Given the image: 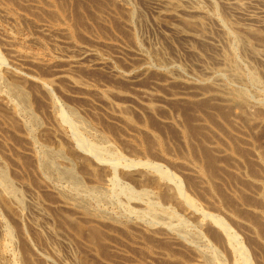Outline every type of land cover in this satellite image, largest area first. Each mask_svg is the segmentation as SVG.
Listing matches in <instances>:
<instances>
[{"label":"rangeland","instance_id":"374dc122","mask_svg":"<svg viewBox=\"0 0 264 264\" xmlns=\"http://www.w3.org/2000/svg\"><path fill=\"white\" fill-rule=\"evenodd\" d=\"M175 1L0 0V264H264V0Z\"/></svg>","mask_w":264,"mask_h":264},{"label":"bare ground","instance_id":"6f19581e","mask_svg":"<svg viewBox=\"0 0 264 264\" xmlns=\"http://www.w3.org/2000/svg\"><path fill=\"white\" fill-rule=\"evenodd\" d=\"M180 1H181V0H180ZM211 1H212V0H211ZM152 2H153V3H151V4L156 5L157 8L159 9V13H160V14H164V15H165L167 12H169V11H174V12H180V11H181V12H182V9L185 7V6H184V7L182 8V5L180 4V2L175 1V0H152ZM183 2H184V1H183ZM114 3H115V2H114ZM185 3H187V2H185ZM183 4H184V3H183ZM189 4H190V3H189ZM231 4H234V5H235V7H236V9H237V13L239 12L240 14H245V12H244V8H243V5H242V4H244V3L240 4L239 2H233V3H231ZM245 4H247V3H245ZM185 5H187V4H185ZM191 5H193V4L191 3ZM234 5H233V6H234ZM229 7H230V6H229ZM246 7H247V6H246ZM188 8H191V7H188ZM231 8H232V7H231ZM251 8H252V7H251ZM57 9H58V8H57ZM130 9H131V8H130ZM199 9H200V8H199ZM127 11H130V10H129V7L127 8ZM134 11H136V10H134ZM197 11H198V10H197ZM57 12H58V11H57ZM131 12H133V9H132V11H130V13H131ZM189 12H190V15H191V14H194V15H195V14H198V13H199V12H198V13H195L196 11H194L193 8L190 9ZM200 12H201V11H200ZM133 13H134V12H133ZM133 13H132V14H133ZM135 13H136V12H135ZM257 13H260V14H262V15L264 16V9L261 10L260 12L257 11ZM60 14H62V13H60ZM126 14H127V13H126ZM172 14H173V13H172ZM201 14H203V12H202ZM201 14L199 13V15H201ZM254 14H255V13H254ZM167 15H168V14H167ZM173 15H174V14H173ZM187 15H188V14H187ZM187 15H186L185 17H187ZM203 15H204V14H203ZM245 15H248L249 17L254 18V16H253L252 14H247V13H246ZM257 15H259V14H257ZM132 16H133V15H132ZM135 16H136V15H135ZM168 16H169V15H168ZM170 16H171V15H170ZM181 16H182V15H181ZM181 16H180V17H181ZM204 16H205V15H204ZM130 17H131V16H130ZM133 17H134V16H133ZM133 17H131V18H133ZM185 17H184V18H185ZM195 17H196V15H195ZM197 17H198V16H197ZM208 17H210V15H209ZM255 17H256V16H255ZM125 18H126V17H125ZM127 18H128V19H127L128 21H131V18H130V20H129V17H127ZM163 18H164V17H162V19H163ZM187 18H188V17H187ZM215 18H216V17H215ZM251 18H250V19H251ZM100 19H102V18H100ZM189 19H191V18L189 17ZM199 19H200V18H199ZM207 19H208V18H207ZM216 19H217V18H216ZM216 19H215V20H216ZM258 19H259V18H258ZM180 20H182V19H180ZM185 20H186V19H185ZM196 20H198V19H196ZM196 20H195V21H196ZM205 20H206V19H205ZM208 20H210V18H209ZM212 20H213V19H212ZM212 20H211V21H212ZM251 20H252V19H251ZM132 21H134V20L132 19ZM169 21H170V20H169ZM169 21H168V22H169ZM183 21H184V20H183ZM189 21H190V20H189ZM192 21H193V20H192ZM198 21H199V20H198ZM171 22H172V21H171ZM190 22H191V21H190ZM203 22H204V21H203ZM262 22H263V20H262ZM162 23H163V22H162ZM184 23H185V21H184ZM184 23H183V24H184ZM200 23H202V22H200ZM200 23H199V24H200ZM204 23H205V22H204ZM132 24H133V23H132ZM168 24H169V23H168ZM173 24H174V23H173ZM186 24H188V23H186ZM189 24H190V23H189ZM189 24H188V27H189ZM195 24H196V22H195ZM179 25H180V24H179ZM192 25H194V24H192ZM196 25H197V24H196ZM167 26H168V25H167ZM171 26H173V25L171 24ZM200 26H201V25H200ZM203 26H204V25H203ZM245 26H246V25H245ZM129 27H130V26H129ZM175 27H176V26H175ZM175 27H173L174 30H175ZM201 27H202V26H201ZM49 28H50V27H49ZM176 28H177V27H176ZM202 28H203V27H202ZM247 28H248V25H247ZM250 28H251V27H250ZM47 29H48V28H47ZM68 29H69V27H68ZM171 29H172V28H171ZM180 29H182V28L180 27ZM195 29H196V28H195ZM204 29H205V28H204ZM56 30H58V29H56ZM172 30H173V29H172ZM174 30H173V31H174ZM176 30H177V29H176ZM224 30H225V29H224ZM247 30H248V29H247ZM63 31H64V30H63ZM181 31H182V30H181ZM183 31H185V30H183ZM51 32H52V31H51ZM57 32H58V31H57ZM176 32H177V31H176ZM52 33H54V32H52ZM133 33H134V32H133ZM177 33H178V32H177ZM190 35H192V34H190ZM182 36H183V35H182ZM127 37H128V36H127ZM129 37H130V36H129ZM129 37H128V38H129ZM132 38H133V37H132ZM137 41H138V39H137ZM245 41H246V40H245ZM249 42H250V41H249ZM246 44H247V42H246ZM135 46L137 47V45H135ZM138 46H139V45H138ZM246 46H248V44H247ZM248 47H249V46H248ZM248 47H247V48H248ZM89 48H90V47H89ZM252 48H253V47H252ZM81 49H83V48H81ZM136 49H137V48H136ZM249 49H250V48H249ZM263 49H264V47H263ZM90 50H91V49H90ZM80 51H81V50H80ZM95 51H96V50H95ZM252 51H253V49H252ZM256 51L258 52L257 49H256ZM89 52H90L89 50H85V51L82 52V54H81V53H80V54H81L82 58H84L85 56H87V55L89 54ZM260 52H261V51L259 50L258 53H260ZM137 53H139V52H137ZM262 53H263V52H262ZM141 54H142V53H141ZM141 54H140V55H141ZM144 54H145V53H144ZM155 54H156V53H155ZM77 55H78V54H77ZM77 55H73V56H77ZM136 55H137V54H136ZM142 55H143V54H142ZM156 55H157V54H156ZM254 55H255V53H254ZM23 56H25V55L22 54L21 57H23ZM26 56H27V55H26ZM92 56H93V55H92ZM154 56H155V55H153V57H154ZM161 56H163V55H161ZM222 56H223V55H222ZM258 56H259V54H258ZM263 56H264V55H263ZM263 56H262V57H263ZM27 57H29V56H27ZM97 57H98V56H97ZM259 57H260V56H259ZM25 58H26V57H25ZM30 58H31V56H30ZM91 58H92V57H91ZM146 58H147V57H146ZM159 58H160V56H159ZM226 58H227V57H226ZM228 58H229V57H228ZM0 59H1V56H0ZM2 59H3V57H2ZM84 59H86V58H84ZM92 59H96V58H92ZM98 59L100 60V59H102V58H97V60H98ZM157 59H158V58H157ZM157 59H156V60H157ZM3 60H4V59H3ZM69 60H70V59H69ZM137 60H138V59H137ZM141 60H142V59H141ZM231 60H232V59H231ZM81 61H82V60H81ZM134 61H135V60H134ZM145 61H146V60H145ZM147 61H148L147 63L150 62V60H147ZM151 61H152V59H151ZM69 62H70V61H69ZM73 62H74V60H73ZM95 62H96V61H95ZM135 62L137 63V65L139 64L137 61H135ZM135 62H134V63H135ZM156 62H157V61H156ZM237 62H238V61H237ZM2 63H3V62H1V64H2ZM140 63H141V61H140ZM142 63H143V62H142ZM144 63H145V62H144ZM158 63H160V62L158 61ZM173 63H174V62H173ZM173 63H172V65H173ZM228 63H229V62H228ZM3 64H4V63H3ZM70 64H71V63H70ZM156 64H157V63H156ZM162 64H163V62H162ZM162 64H161V65H162ZM229 64H230V63H229ZM235 64H236V62H235ZM237 64H238V63H237ZM96 65H98V64L96 63ZM134 65H136V64H134ZM150 65H151V64H150ZM166 65H167V64H166ZM166 65H165V66H166ZM172 65H171V66H172ZM220 65H221V64H220ZM233 65H234V64H233ZM3 66H4V65H3ZM169 66H170V64H169ZM222 66H223V65H222ZM232 67H233V66H232ZM132 68H133V67H132ZM135 68H136V67H135ZM143 68H144V67H143ZM148 68H149V67H148ZM156 68H158V66H157ZM160 68H161V67H160ZM162 68H163V67H162ZM169 68H170V67H169ZM171 68H172V67H171ZM234 68H235V66H234ZM236 68H237V67H236ZM13 69H14V68H13ZM70 69H71V68H70ZM138 69H140V68H138ZM145 69H146V68H145ZM152 69H153V68H152ZM176 69H177V67H176ZM223 69H224V68H223ZM11 70H12V69H11ZM16 70H17V68H16ZM19 70H20V69H18V71H19ZM113 70H114V69H113ZM142 70H143V69H142ZM150 70H151V69H149V72H150ZM159 70H160V69H159ZM216 70H217V69H216ZM18 71H17V72H18ZM114 71H115V70H114ZM145 71H146V70H145ZM145 71H144V72H145ZM177 71H178V70H177ZM177 71H176V72H177ZM180 71H181V70H180ZM206 71H207V70H206ZM220 71H221V70H220ZM7 72H8V71H7ZM126 72H127V71H126ZM144 72H143V74H144ZM176 72H175V73H176ZM213 72H214V71H213ZM223 72H224L223 74H225V71H223ZM8 73H9V72H8ZM10 73H11V72H10ZM18 73H19V72H18ZM21 73H22V72H21ZM118 73H119V72H118ZM177 73H179V72H177ZM11 74H12V73H11ZM208 74H209V73H208ZM212 74H213V73H212ZM218 74H220V73H218ZM230 74H231V73H230ZM230 74H229V75H230ZM244 74H246V73H244ZM12 75H13V74H12ZM12 75H11V76H12ZM14 75H15V74H14ZM14 75H13V76H14ZM117 75H118V74H117ZM135 75H136V74H135ZM165 75H166V74H165ZM180 75H181V74H180ZM210 75H211V73H210ZM216 75H217V74H216ZM166 76H167V75H166ZM15 77H16V76H15ZM62 77H64V76H62ZM72 77H73V76H72ZM168 77H169V76H168ZM182 77H183V75H182ZM194 77H195V76H194ZM206 77H207V76H206ZM216 77H218V76H216ZM219 77H220V76H219ZM234 77H235V76H234ZM65 78H68V77L66 76ZM186 78H188V76H187ZM186 78H185V79H186ZM190 78H191V77H190ZM188 79H189V78H188ZM191 79H192V78H191ZM191 79H190V80H191ZM194 79H195V78H194ZM197 79H198V78H197ZM43 80H44V79H43ZM43 80H42V81H43ZM45 80H46V79H45ZM68 80H71V79H68ZM195 80H196V79H195ZM202 80H203V79H202ZM214 80H215V79H214ZM217 80H218V78H217ZM233 80H234V79H233ZM19 81H21V80H19ZM42 81H41V82H42ZM46 81H47V80H46ZM46 81H45V83H46ZM77 81H78V80H77ZM191 81H192V80H191ZM198 81H199V80H198ZM208 81H209V80H208ZM212 81H213V80H212ZM226 81H227V80H226ZM228 81H229V79H228ZM231 81H232V80H231ZM78 82H79V81H78ZM171 82H172V81H171ZM201 82H202V81H201ZM217 82H219V81H217ZM239 82H240V81H239ZM244 82H245V81H244ZM253 82H254V81H253ZM9 83H11V82H9ZM45 83H44V84H45ZM50 83H51V82H50ZM169 83H170V82H169ZM224 83H225V82H224ZM224 83H222L221 81L219 82V84H223V86L225 85ZM237 83H238V82H237ZM255 83H256V82H255ZM12 84H13V82H12ZM40 84H41V83H40ZM46 84H48V82H47ZM46 84H45V85H46ZM51 84H52V83H51ZM182 84H183V83H182ZM184 84H185V83H184ZM184 84H183V85H184ZM198 84H199V83H198ZM232 84H233V83H232ZM248 84H249V83H248ZM13 85H14L13 87H15V89H17V88H21V87H22L21 90L23 89V86H21V85L18 84L17 82H14ZM41 85H43V84H41ZM190 85H191V84H190ZM206 85H207V84H206ZM235 85H236V84H235ZM235 85H234V86H235ZM237 85H238V84H237ZM20 86H21V87H20ZM46 86H47V85H46ZM185 86H186V85H185ZM191 86H193V84H192ZM191 86H190V87H191ZM198 86H199V85H198ZM47 87H48V86H47ZM81 87H82V86H81ZM187 87H188V86H187ZM187 87H186V89H187ZM210 87H212V85H211ZM217 87H218V88H217ZM217 87H216L215 89H214L213 87H212V88L214 89V92H218V93H219V91H220V89H219L220 86H217ZM11 88H12V87H11ZM45 88H46V87H45ZM191 88H192V87H191ZM193 88H194V87H193ZM221 88H222V87H221ZM240 88H241V87H240ZM15 89L12 88V92H13V93H14ZM195 89H196V88H195ZM206 89H207V88H206ZM222 89H223V88H222ZM226 89H227V88H226ZM10 90H11V89H10ZM21 90H20V89H19V90H16V91L19 92L20 95H21V96H20L19 93H18V96H20L19 99L22 98V100L25 99V100H23V101H26L28 98H27L26 96H25V97H26L27 99H26V98H23L24 95H23V93H21ZM107 90H108V89H106V91H107ZM204 90H205V89H204ZM232 90H233V89H232ZM234 90H235V89H234ZM243 90H244V89H243ZM16 91H15V92H16ZM237 91H239V89H238ZM174 92H176V91H174ZM225 92H226V91H225ZM227 92H228V91H227ZM245 92H246V91H245ZM26 93H27V92H26ZM229 93H230V92H229ZM14 94H15V93H14ZM27 94H28V93H27ZM99 94H100V93H99ZM170 94H171V93H170ZM175 94H176V93H175ZM219 94H220V93H219ZM235 94H236V93H235ZM242 94H244V93H242ZM28 95H30V94H28ZM103 95H104V94H103ZM206 95H207V94H206ZM214 96H215V95H214ZM228 96H229V94H228ZM231 96H232V95H231ZM51 97H52V96H51ZM161 97H163V96H161ZM211 97H212V96H211ZM0 98H1V97H0ZM164 98H165V97H164ZM215 98L219 99V97H216V96H215ZM29 99H31V98H29ZM29 99H28V100H29ZM224 99H226V98L224 97ZM20 100H21V99H20ZM220 100H221V99H220ZM226 100H228V99H226ZM226 100H225V101H226ZM231 100L234 101V103H236V104H238V105H243V104H245V101H244L243 98H231ZM6 101H7V100H6ZM31 101H32V100H31ZM54 101H55V100H54ZM223 101H224V100H223ZM27 102H28V101H26V103H27ZM259 102H260V101H259ZM259 102H257V103H259ZM261 102H262V101H261ZM263 102H264V101H263ZM12 103H13V102H12ZM6 104H7V103H6ZM27 104H28V103H27ZM7 105H8V104H7ZM29 105H30V104H29ZM31 105H32V104H31ZM234 105H235V104H234ZM234 105H231L230 107H231V108L233 107V109H235V108H234ZM247 105H248V104H247ZM253 105H254V104H253ZM14 106H16V105H14ZM14 106L11 105V107H12L11 110L14 109V108H13ZM227 106H228V105H227ZM235 106H236V105H235ZM256 106H257V105H256ZM55 107H56V106H55ZM146 107H148V106H146ZM237 107H238V106H237ZM240 107H242V106H240ZM29 108H30V107H29ZM249 108H252V107L249 106ZM249 108H246L245 110L247 111V110H249ZM261 108H262V107H261ZM31 109H32V108H31ZM238 109H239V108H238ZM238 109H237V110H238ZM241 109H243V108H241ZM217 110H218V109H217ZM17 111H18V110H17ZM20 111H21V110H20ZM63 111H64V110L62 109V112H61V113H63V115H64V114L66 115V113H64ZM70 111H71V110H70ZM75 111H76V110H75ZM220 111H221V110H219V113H222V111H221V112H220ZM224 111H225V110H224ZM229 111H230V110H229ZM233 111H234V110H233ZM239 111H240V112H238V113H239V115H240L241 110H239ZM246 111H245V113H246ZM71 112H72V111H71ZM242 112H244V110H243ZM17 113H19V112H17ZM61 113H60V115H58V116H62ZM248 113H249V111H247L246 114H248ZM74 114H76V113H74ZM263 114H264V113H262L261 115H263ZM67 115H68V114H67ZM70 115H71V114H70ZM72 115H73V112H72ZM127 115H128V114H127ZM221 115H222V114H221ZM234 115H235V114H234ZM251 115H252V114H251ZM214 116H215V115H214ZM235 116H237V115H235ZM244 116H245V115H244ZM248 116H249V115H248ZM252 116H254V115H252ZM34 117H35V116H34ZM67 117H68V116H67ZM67 117H66V119H64L63 116H62L61 118H62V120L64 119L65 122H68V121H67ZM69 117H70V116H69ZM74 117H75V116H74ZM131 117H132V116H131ZM249 117H250V116H249ZM263 117H264V116H263ZM58 118H59V117H58ZM70 118H71V117H70ZM36 119L38 120V118H36ZM250 119H251V118H250ZM258 119H259V118H258ZM252 120H253V119H252ZM34 121H35V120H34ZM34 121H33V122H34ZM261 121H262V120H261ZM14 122H15V121H14ZM36 122L38 123V121H36ZM15 123H16V122H15ZM15 123H14V124H15ZM34 123H35V122H34ZM63 123H64V122H63ZM63 123H62V124H63ZM74 124H75V123H74ZM64 125H65V124H64ZM64 125H63V126H64ZM69 125H71V124H69ZM69 125H68V126H69ZM26 126H27V124H26ZM72 126H73V124H72ZM16 127H17V125H16ZM18 127H19V126H18ZM70 127H71V126H70ZM19 128H20V127H19ZM27 128H28V127H27ZM29 128H30V127H29ZM75 128H76V127H75ZM47 131H48V130H47ZM49 131H50V130H49ZM76 131H77V130H76ZM74 132H75V131H74ZM46 133H47V132H46ZM51 133H52V132H51ZM72 133H73V132H72ZM76 133H77V132H76ZM73 134H75V133H73ZM73 134H72V135H73ZM78 134H79V131H78ZM72 137H73V136H72ZM75 137H76V135H75ZM78 137L80 138V135H79ZM83 137H84V136H83ZM236 137H237V136H236ZM104 138H105V137H104ZM72 139H73V138H72ZM75 139H76V141H77V138H75ZM80 139H82V138H80ZM82 140H83V139H82ZM73 142H74V141H73ZM89 143H90V142H89ZM91 144H92V143H91ZM86 145H87V144H86ZM92 145L94 146V144H92ZM92 145H91V146H92ZM155 145H156V144H155ZM75 146H76V144H75ZM82 146H83V145H82ZM61 147H63V146H61ZM87 147H88V146H87ZM87 147H86V148H87ZM96 147H97V146H96ZM218 148H219V147H217V149H218ZM221 149H222V148H221ZM221 149H220V150H221ZM59 150H60V149H59ZM59 150L56 151V152H59ZM82 150H83V149H82ZM91 150H93V148H92ZM95 150H96V148H95ZM97 150H98V149H97ZM215 150H216V149H215ZM220 150H219V151H220ZM61 151H62V150H61ZM79 151H81V149H80ZM84 151H85V150H84ZM84 151H83V152H84ZM216 151H217V150H216ZM224 151H225V150H224ZM224 151H223V152H224ZM238 151H239V150H238ZM71 152H72V151H71ZM75 152H76V151H75ZM81 152H82V151H81ZM50 153H51V152H50ZM53 153H54V152H53ZM62 153H64V152H62ZM77 153H78V151H77ZM85 153H86V151H85ZM92 153H93V152H92ZM193 153H194V151H193ZM220 153H221V151H220ZM236 153H237V152H236ZM55 154H57V153H55ZM75 154H76V153H75ZM39 155H40V154H39ZM49 155H50V154H49ZM49 155H48V156H49ZM53 155H54V154H53ZM53 155H52V156H53ZM58 155H59V154H58ZM40 156H41V155H40ZM40 156H39V157H40ZM43 156H44V155H43ZM54 156H55V155H54ZM54 156H53V157H54ZM100 156H101V155H100ZM100 156H98V157H100ZM202 156H203V155H202ZM49 157H51V155H50ZM55 157H56V156H55ZM119 157H120V156H119ZM207 157H208V156H207ZM207 157H206V158H207ZM41 158H42V157H41ZM43 158H44V157H43ZM46 158H47V156H46ZM57 158H58V160H57L56 158H54V159H56L57 161H59V160L61 161V158H60V157L57 156ZM59 158H60V159H59ZM95 158H96V157H95ZM49 159H51V158H49ZM52 159H53V158H52ZM100 159H101V157H100ZM102 159H103V158H102ZM122 159H123V158H122ZM190 159H191V157H190ZM259 159H260V158H259ZM46 160H47V159H46ZM109 160H110V159H108V161L106 160L108 164H110V163H114V162H112V161L110 162ZM111 160H112V159H111ZM114 160H115V159H114ZM116 160H118L117 163H119V159L117 158ZM123 160H124V159H123ZM188 160H189V159H188ZM207 160H209V159L207 158ZM210 160H211V158H210ZM44 161H45V160H44ZM57 161H56V162H57ZM72 161H73V160H72ZM104 161H105V160H104ZM214 161H215V160H214ZM46 162H47V161H46ZM49 162H50V161L48 160V163H49ZM54 162H55V161H54ZM70 162H71V161L67 160L66 163L68 164V163H70ZM102 162H103V161H102ZM102 162H100V163L102 164ZM109 162H110V163H109ZM121 162H122V161H121ZM211 162H212V161H211ZM50 163L52 164L53 162H50ZM57 163H58L57 165H59V163H61V162H57ZM62 163H63V162H62ZM71 163H72V162H71ZM100 163H99V164H100ZM103 163L105 164V162H103ZM107 163H106V165H107ZM126 163H127V162H126ZM126 163H124V164H126ZM44 164H45V163H44ZM67 164H66V165H67ZM121 164H122V163H120V165H121ZM208 164L210 165L211 163H209V161H208ZM52 165H53V164H52ZM54 165H55V163H54ZM60 165H61V164H60ZM62 165L65 166V164H62ZM62 165H61V166H62ZM69 165H70V164H69ZM106 165H105V166H106ZM112 165H115V164H112ZM112 165H111V166H112ZM117 165H118V164H117ZM138 165H140V164H138ZM157 165H158V164H157ZM204 165H205V164H204ZM212 165H213V163H212ZM50 166H51V165H50ZM63 166H62V167H63ZM101 166H102V165H101ZM122 166H123V165H122ZM154 166H155V165H154ZM210 166H211V165H210ZM214 166H215V165H214ZM216 166H217V165H216ZM46 167H47V166H46ZM52 167H53V166H52ZM66 167H69V166H66ZM66 167H63V168H66ZM107 167H108V166H107ZM204 167H205V166H204ZM54 168H55V166H54ZM58 168H59V166H58ZM58 168H57V169H58ZM117 168H118V167H117ZM157 168H158V167H157ZM205 168H206V167H205ZM207 168H208V167H207ZM50 169H51V168H50ZM61 169H62V168H61ZM61 169L59 168V170H57V171H60ZM66 169H67V173L69 174V176H70V175H73L72 172H71L72 169H71V170L68 169V168H66ZM160 169H161V168H160ZM215 169H216V167H215ZM5 170H6V169H5ZM73 170H74V169H73ZM112 170H113V169H112ZM155 170H156V169H155ZM207 170H208V169H207ZM212 170H213V169H212ZM255 170H256V169H255ZM1 171H2V170H1ZM253 171H254V170H253ZM63 172L66 173V170L63 169L62 173H63ZM157 172H158V171H157ZM159 172H161V171H159ZM0 173H1V175H2L3 172H0ZM4 173H6V172H4ZM4 173H3V174H4ZM75 173H76V171H75ZM209 173H211V172H209ZM213 173H214V170H213ZM213 173H212V174H213ZM162 174H163V173H162ZM162 174H161V175H162ZM253 174H254V172H253ZM255 174H256V173H255ZM114 175H115V173H114ZM163 175H164V174H163ZM165 175H166V174H165ZM165 175H164V176H165ZM215 175H216V174H215ZM215 175H214V176H215ZM6 176H7V175H6ZM67 176H68V175H67ZM69 176H68V177H69ZM77 176H78V175L76 174V177H77ZM79 176H80V175H79ZM208 176H209V174H208ZM253 176H254V175H253ZM258 176H259V175H258ZM260 176H261V175H260ZM73 177H75V176L73 175ZM168 177H169V176H168ZM170 177H171V176H170ZM261 177H262V176H261ZM163 178H164V177H163ZM175 178H176V177H175ZM111 179H112V178H111ZM113 179H114V178H113ZM116 179H117V178H116ZM171 179H172V177H171ZM260 179H261V178H260ZM71 180H72V179H71ZM174 180H175V179H174ZM72 181H73V180H72ZM111 181H113V180H111ZM204 181H205V180H204ZM174 182H175V181H174ZM174 182H172V183H174ZM206 183H208V182H206ZM1 184L4 185L2 182H0V186H1ZM176 184H177V183H176ZM167 186H168V185H167ZM4 187H7V185H6V186L4 185ZM9 187H10V185H9ZM107 187H108V186H107ZM172 187H173V186H172ZM181 187H182V185H181ZM1 188H2V187H1ZM92 188H93V187H92ZM260 188H261V187H260ZM3 189H4V188H3ZM7 189H8V188H7ZM10 189H11V188H10ZM172 189H173V188H172ZM176 189H177V187H176ZM182 189H183V187H182ZM166 190H167V189H166ZM9 191H10V190H9ZM173 191H174V190H173ZM182 191H183V190H182ZM262 191H263V190H262ZM6 192H7V191H6ZM11 192H12V191H11ZM14 192H15V190H14ZM168 192H169V191H168ZM171 192H172V190L170 191V193H171ZM4 193H5V192H4ZM12 193H13V192H12ZM12 193H9V194H12ZM15 193H16V192H15ZM173 193H174V192H173ZM176 193L178 194V191H177V190H176ZM179 193H181V192H179ZM171 194H172V193H171ZM177 194H176V195H177ZM261 194H262V193H261ZM261 194H260V196H261ZM15 195H16V194H15ZM169 195H170V194H169ZM169 195H168V196H169ZM176 195H175V196H176ZM178 195H179V194H178ZM182 195H183V193H182ZM184 195H185V193H184ZM263 195H264V194H263ZM12 196H14V194H13ZM78 196H79V195H78ZM165 196H166V195H165ZM180 197H182V196H180ZM180 197H179L180 200H177V201H181V198H180ZM190 197H191V196H190ZM190 197H189V198H190ZM13 198H15V197H13ZM183 198H184V196H183ZM261 199H262V198H261ZM194 201H195V200H194ZM260 201H261V200H260ZM150 203H151V202H150ZM190 203H191V202H190ZM193 203H196V201L193 202ZM187 204H188V203H187ZM229 204H230V203H229ZM249 204H250V203H249ZM257 204H258V203H257ZM261 204H262V203H261ZM188 205H189V204H188ZM188 205H186V206H188ZM233 205H234V204H233ZM251 205H252V204H251ZM182 206H183V205H182ZM231 206H232V205H231ZM234 206H235V205H234ZM234 206H233V207H234ZM247 206H248V205H247ZM151 208H153V207H151ZM151 208H150V209H151ZM186 208H187V207H186ZM145 209H146V208H145ZM259 209H260V208H259ZM261 210H262V209H261ZM190 211H191V210H190ZM200 211H201V210H200ZM145 212H146V211H145ZM141 213H142V212H141ZM165 213H166V212H165ZM193 213H195V212H193ZM209 213H210V212H209ZM197 214H198V213H197ZM207 215H208V214H206V216H207ZM213 215H214L213 217H216V216H215L216 214H213ZM259 215H260V214H259ZM176 216H177V215H176ZM248 216H249V215H248ZM250 216H251V215H250ZM208 217H209V219L211 220L212 217H210V216H208ZM217 217H218V216H217ZM219 217H220V216H219ZM245 217H246V216H245ZM260 217H261V216H260ZM263 218H264V217H263ZM215 219H216V218H215ZM212 220H213V219H212ZM216 220L219 221V219H216ZM249 220H250V219H249ZM249 220H248V221H249ZM224 221H225V220H224ZM224 221L222 220V222H224ZM219 222H221V221H219ZM222 222H221V223H222ZM254 222H255V221H254ZM260 222H261V221H260ZM260 222H259V223H260ZM221 223H220V225H219V223L217 222V224H218V226H217V225L215 224V222H214V224H215L217 227H219V226H221V225H222V227H223V225L226 224V222H224V224H223V223L221 224ZM255 223H257V222H255ZM255 223H254V224H255ZM257 224H258V223H257ZM260 225H261V224H260ZM260 225H258V226H260ZM216 226H215V229L217 228ZM227 226H228V224H227ZM227 226L224 225V227H227ZM256 226H257V225H256ZM81 227H83V226H81ZM81 227H80V228H81ZM84 227H85V226H84ZM78 229H79V228H78ZM82 229H83V228H82ZM85 229H86V228H85ZM85 229H83V230H85ZM92 229H93V228H92ZM227 229H228V227H227ZM227 229H226V231H227ZM229 229H230V227H229ZM259 230H261V228H259ZM81 231H82V230H81ZM219 231H220V230H219ZM223 231H224V230H223ZM231 231H232V230H231ZM79 232H80V231H79ZM219 233H220V232H218V233L215 232L214 234H216L215 236H217ZM233 233H234V232H233ZM258 233H259V232H258ZM262 233H263V231H262ZM229 234H230V233H229ZM229 234H227V235H229ZM235 234H236V233H235ZM235 234H233V235L236 236ZM223 235H224V234H223ZM223 235H222L221 238H223ZM259 235H260V234H259ZM175 236H176V234H175ZM224 236H225V235H224ZM230 236H231V234L229 235V237H230ZM237 236H238V235H237ZM263 236H264V235H263ZM90 237H91V236H90ZM172 237H173V236H172ZM177 237H178V236H177ZM229 237H227V238L229 239ZM92 238H93V237H92ZM97 238H98V237H97ZM97 238H96V239H97ZM174 238H175V237H174ZM225 238H226V237L223 238V239H224L223 241H225ZM230 238H232V237H230ZM233 238H234L233 240H230V239H229V240H230V241H234V240H236L235 237H233ZM96 239L93 238L92 240L94 241V240H96ZM237 239H238V238H237ZM92 240H90V241H92ZM97 240H98V239H97ZM221 240H222V239H221ZM232 243H233V242H232ZM232 243H231V244H232ZM252 243H253V242H252ZM253 244H254V243H253ZM255 244H256V242H255ZM232 245H233V244H232ZM256 245H258V244H256ZM228 246H231V245H227V249H228ZM238 246H239V245H238ZM238 246H237V247H238ZM243 246H244V245H243ZM225 247H226V246H225ZM233 247H234V246H233ZM235 247H236V246H235ZM237 247H236V248H237ZM231 248H232V247H231ZM238 248L241 249L240 247H238ZM245 248H246V247H245ZM245 248H244V249L242 248V250H245ZM230 251H231V249H230ZM246 251H247V249H246ZM236 252L238 253L237 250H236ZM239 252H242V251L240 250ZM231 253H232V252H231ZM233 253H234V251H233ZM241 254H242V253H241ZM245 254H247V256L249 255L248 253H245V252H244V255L242 254V255H243V257H242V256L240 255V253H239V255L241 256V258H244ZM232 255H233V254H232ZM239 255H238V256H239ZM27 256H28V255H27ZM213 256H214V255H213ZM234 256H235V255H234ZM240 256H239V257H240ZM28 257H29V256H28ZM28 257H26V258H28ZM211 258H212V256H211ZM215 258H216V257H215ZM215 258H213L214 261H215ZM235 258H236V257H235ZM249 258H250V257H248V259H249ZM245 259H246V258H245ZM245 259H244V260H245ZM248 259H246V261H247ZM208 260H209V259H208ZM241 260L243 261V259H241ZM29 261H31V259H30ZM249 261H251V260L249 259ZM9 262H10V261H9ZM27 262H28V260H27ZM32 262H33V261H32ZM32 262H31V264H34V262H33V263H32ZM207 262H208V261H207ZM210 262H211V259H210ZM212 262H213V261H212ZM251 262H252V261H251ZM239 263H240V262H239ZM248 263L250 264V262H248ZM6 264H7V263H6ZM10 264H11V263H10ZM13 264H15V263H13ZM29 264H30V263H29ZM236 264H238V263L236 262ZM243 264H244V263H243Z\"/></svg>","mask_w":264,"mask_h":264}]
</instances>
